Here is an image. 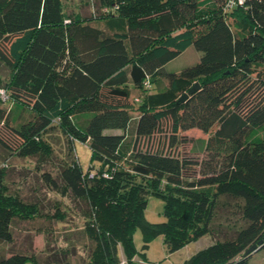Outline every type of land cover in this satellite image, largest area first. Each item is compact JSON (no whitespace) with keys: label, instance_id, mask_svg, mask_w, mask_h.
<instances>
[{"label":"trees","instance_id":"trees-1","mask_svg":"<svg viewBox=\"0 0 264 264\" xmlns=\"http://www.w3.org/2000/svg\"><path fill=\"white\" fill-rule=\"evenodd\" d=\"M227 1L81 0L85 13L64 0H0V147L44 151L54 127L70 143L57 176L42 173L70 200L44 214L63 246L45 258L2 253L0 264H72L78 244L83 264L132 263L145 259L136 230L142 250L161 236L169 253L211 236L181 264H249L264 249V0ZM189 46L199 60L168 71ZM76 141L91 150L86 170ZM149 195L163 201L161 222L145 217ZM233 206L237 222L223 211ZM39 215L0 165V242Z\"/></svg>","mask_w":264,"mask_h":264},{"label":"rangeland","instance_id":"rangeland-1","mask_svg":"<svg viewBox=\"0 0 264 264\" xmlns=\"http://www.w3.org/2000/svg\"><path fill=\"white\" fill-rule=\"evenodd\" d=\"M67 10L70 11L75 4L78 10H83L89 13V3H81V0H64ZM80 5V6H79ZM95 23L103 26L102 20L95 21ZM200 53L193 47L189 46L187 49L172 59L166 64L168 71H179L181 68L195 64L199 60ZM7 69L3 64H0V77L6 78ZM162 78V77H161ZM164 79V77L162 78ZM165 84V80H161ZM136 90L132 88V98L137 96ZM132 117L134 121L135 107L132 106ZM27 118V117H26ZM133 125V122L131 123ZM129 129V128H128ZM128 133V130H127ZM197 136V132L193 131L191 135ZM264 137V131L261 133ZM130 135V134H129ZM192 135V136H193ZM44 142L47 144L46 150L37 152L32 155L20 156L9 154L0 147V165L6 169V183L10 191H15L19 196L27 201H36L40 209L41 215L26 220H15L13 222L14 238L11 242H0V255H8L12 251L33 252L45 258L43 250L47 247L50 249L57 246H63L61 238L58 236L61 224L55 223L48 216H44L45 212L51 213L55 199H61L69 203V198L61 196L56 190L50 189L44 182L42 177L43 172H48L52 177L58 174L59 166L63 160L68 158L69 141L60 129L54 127L44 135ZM129 139V137H127ZM74 150L77 160L83 170H86L91 161V150L89 147L81 142L74 143ZM233 206L223 209L224 212L232 214L235 211ZM163 201L160 197L149 195L147 198V206L145 210V217L150 222H161L164 220L162 215ZM231 216L233 222H237V214L233 212ZM222 218V217H221ZM220 218V219H221ZM70 219V217H68ZM76 221V219L74 220ZM78 221V219H77ZM64 228V226H63ZM56 238V239H55ZM211 236L206 235L201 239L191 242L185 248L169 253L163 243L162 237L157 236L148 245L145 250H142V238L139 230L134 233V242L139 252H144L145 259L140 254L136 255L132 263L126 264H181L184 259L189 257L192 253L200 248H203L210 242ZM48 240V241H47ZM48 242V244H46ZM73 255L71 257L72 264H83L82 257L85 256V251L82 249V244H78L76 248H71ZM41 253V254H40ZM53 256V255H52ZM249 264H264V249L253 252L248 259ZM30 264V262H28ZM125 264V262H124Z\"/></svg>","mask_w":264,"mask_h":264},{"label":"water","instance_id":"water-1","mask_svg":"<svg viewBox=\"0 0 264 264\" xmlns=\"http://www.w3.org/2000/svg\"><path fill=\"white\" fill-rule=\"evenodd\" d=\"M198 87V83H194L189 89L187 92L183 93L181 96H180V100L182 101L183 99H185L188 95H190L196 88ZM262 240H259L258 243H261ZM256 246H257V243L251 245L244 253L247 254L249 253L250 251H252L253 249H256Z\"/></svg>","mask_w":264,"mask_h":264},{"label":"built area","instance_id":"built-area-1","mask_svg":"<svg viewBox=\"0 0 264 264\" xmlns=\"http://www.w3.org/2000/svg\"><path fill=\"white\" fill-rule=\"evenodd\" d=\"M243 1L244 0H237V3H242ZM233 3H234V0H228L227 3H226V7L227 8L232 7ZM145 84H146V86H148V83L147 82ZM0 94H2L1 95L2 98H5V96L3 95V91H0ZM121 264H124V261H122Z\"/></svg>","mask_w":264,"mask_h":264},{"label":"crops","instance_id":"crops-1","mask_svg":"<svg viewBox=\"0 0 264 264\" xmlns=\"http://www.w3.org/2000/svg\"><path fill=\"white\" fill-rule=\"evenodd\" d=\"M178 31H179V30H178ZM178 31H176V32H178ZM186 49H187V48H186ZM186 49H185V50H186ZM185 50H184V51H185ZM184 51H183V52H184ZM201 238H202V237H201ZM201 238H200V239H201ZM198 240H199V239H198ZM208 243H209V242H208ZM208 243H207V244H208ZM186 246H188V244L185 245L184 247H182L181 249L185 248ZM181 249H179V250H181ZM179 250H178V251H179ZM28 262H30V261H27V262H25L24 264H29ZM30 264H34V263H33V262H30Z\"/></svg>","mask_w":264,"mask_h":264}]
</instances>
